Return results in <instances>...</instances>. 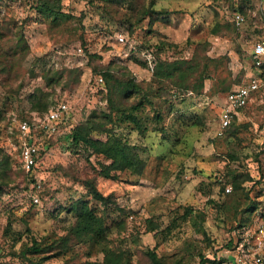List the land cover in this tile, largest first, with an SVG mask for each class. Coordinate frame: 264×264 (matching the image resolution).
<instances>
[{
	"label": "rangeland",
	"instance_id": "obj_1",
	"mask_svg": "<svg viewBox=\"0 0 264 264\" xmlns=\"http://www.w3.org/2000/svg\"><path fill=\"white\" fill-rule=\"evenodd\" d=\"M42 1L0 0V160L8 157L11 167H0L1 264H104V247L130 255L131 264H151L147 250L164 264H227L222 259L234 258L264 215V91L252 96L232 133L216 135L224 95L253 75L246 56L264 35V0H53L66 15L55 20L36 11ZM192 57L204 69L198 91L176 90L177 72L153 77L157 58ZM105 70L109 88L99 81ZM130 79L138 89L110 92L115 80ZM60 102L66 120L41 142L34 177H26L9 131ZM87 120L133 146L144 161L141 175L99 174L110 160L67 137ZM81 203L103 219L100 241L70 232ZM33 245L52 249L26 253Z\"/></svg>",
	"mask_w": 264,
	"mask_h": 264
},
{
	"label": "trees",
	"instance_id": "obj_2",
	"mask_svg": "<svg viewBox=\"0 0 264 264\" xmlns=\"http://www.w3.org/2000/svg\"><path fill=\"white\" fill-rule=\"evenodd\" d=\"M56 1L59 3L60 0H56ZM36 11L38 13H42L44 17H52L53 20H55L57 16L59 17L66 16L64 13L60 12V10L54 7L53 0L42 1L39 4V6L36 7ZM153 13L156 15H160L164 13V11L153 10ZM215 31H218V29H216ZM246 57L249 60V62H251V56L249 52H247ZM180 65H186V67L184 69H180L179 68ZM251 69H253V67H251ZM203 71L204 69L200 68V64L196 59V57H192L188 61L182 60L179 62L177 61L168 62L157 58L153 69V77L160 79L161 78L173 79L174 76L176 75L175 73L177 72V74H182L181 75L182 79H181V83L177 82V84H175L177 88L176 90L188 88L190 91L194 92V91H198V89L202 87L201 82L203 79L202 77L204 75ZM100 78L104 79L106 85L109 88L110 86L109 83L111 82V80H113L111 72L109 70H105L101 72ZM191 79L192 80L194 79V82L198 81L197 85L194 84V88L193 86L191 87ZM188 80L190 81V83L188 82ZM115 83H116L115 88H112V90L110 89V92L113 95H117L118 93H130L131 90L138 89L137 85L134 84L131 79L124 82L115 80ZM109 102L112 103L111 98H109ZM243 109L244 108H242V110ZM47 110L48 108L46 109V111ZM116 111L118 112L120 110H116ZM125 118L128 119L131 123H133L136 128H141V124L139 120L133 114L128 113L126 114ZM24 119L30 120V117H25ZM236 126H237L236 120H234L224 130L223 134L232 133V131L235 129ZM94 131L98 133H105L106 139L101 140V139L92 138L91 134ZM67 137L68 140H70L71 144H80V145L82 144L84 145V148L88 149L91 153L102 155L110 160L109 164H105V165L101 163L99 164L100 166L99 174L105 178L117 179V175L111 173L115 171L122 172L125 170H129L130 173H132L133 175L139 176L141 175L144 169V161L138 157L135 151H133L132 148L133 146L128 144L126 141L122 140L121 136L117 135L111 129L105 128L104 125H97L94 124L92 121L87 120L75 126ZM4 165L6 166L7 170L11 169L10 161L8 157H5L3 160H0V167L2 168L4 167ZM21 171L25 174L26 177H29V174L27 172H25L23 169H21ZM10 173L12 174V171ZM245 177H246L244 179L245 181H250V176L246 175ZM86 185H88V188L91 189L92 196L95 199L103 200L102 194H100L97 191L92 181H87ZM224 187L221 188L223 192H224ZM32 190H34L37 193L39 192V189H36L35 187H33ZM192 212L193 211L190 209L186 210V213L188 214H191ZM76 218H77L76 224L70 229L71 233H75L78 235L83 234L85 240L88 241L90 240L92 242L100 241L104 237V231L106 230V228L104 226L103 219L101 218V216L100 217L97 216L96 212L93 209L81 203V206L77 211ZM242 225L244 224H240L238 227H241ZM149 229L154 230L155 227L150 226ZM62 241H63V246H66L67 240L65 239V237L63 238ZM227 245L229 249L233 247L231 241H229ZM47 249H52V247L50 246L49 248H45L41 250L39 246L33 245L25 249V252L37 253L39 251L41 252L47 251ZM102 251L104 253V264L105 262H108V264H131L130 255L124 252H119V251L114 252L113 250H110L109 248L106 247H104ZM146 255L150 260L151 264H164L161 257L155 251L147 250ZM222 261H226L227 264H235L234 262H232V260H229V258L222 259Z\"/></svg>",
	"mask_w": 264,
	"mask_h": 264
},
{
	"label": "built area",
	"instance_id": "obj_3",
	"mask_svg": "<svg viewBox=\"0 0 264 264\" xmlns=\"http://www.w3.org/2000/svg\"><path fill=\"white\" fill-rule=\"evenodd\" d=\"M242 20L239 14H235L234 21L239 24ZM251 56L250 68L253 67V75L243 84L236 86L224 95V103L220 108L218 115L217 136H222L224 130L240 114L242 108H245L252 96L264 91V35L252 42L249 48ZM102 79L99 78V81ZM68 115V108L64 102L51 106L42 116H32L29 119H20L12 126L9 131L16 141L14 150L16 151L19 167L27 172L31 177L37 169L40 158V144L46 136L58 132ZM261 150H264V138L261 142ZM34 186L39 189L40 184ZM230 189L226 188V192ZM34 203L38 202V197L31 195ZM252 233L250 240L236 244V253L231 259L235 264H264V215L257 216L251 226ZM234 251V252H235Z\"/></svg>",
	"mask_w": 264,
	"mask_h": 264
}]
</instances>
